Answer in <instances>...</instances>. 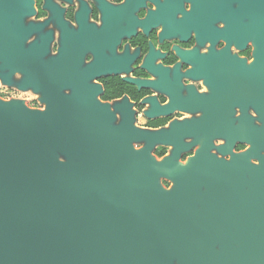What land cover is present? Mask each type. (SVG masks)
<instances>
[{
    "label": "flooded vegetation",
    "instance_id": "obj_1",
    "mask_svg": "<svg viewBox=\"0 0 264 264\" xmlns=\"http://www.w3.org/2000/svg\"><path fill=\"white\" fill-rule=\"evenodd\" d=\"M0 100L39 111L61 101L82 146L72 160L112 140L146 149L158 173L145 190H178L161 170L167 159L186 170L192 160L222 161L241 172L228 191L254 208L255 188L264 198V0H0ZM187 122L174 132L177 156L167 139L149 145L150 134ZM213 191L200 183V194ZM193 204L205 209L200 198ZM240 238L229 241L237 250Z\"/></svg>",
    "mask_w": 264,
    "mask_h": 264
},
{
    "label": "water",
    "instance_id": "obj_2",
    "mask_svg": "<svg viewBox=\"0 0 264 264\" xmlns=\"http://www.w3.org/2000/svg\"><path fill=\"white\" fill-rule=\"evenodd\" d=\"M64 113L61 101L39 111L0 100V264H264V198L255 188L256 207L242 208L234 188L227 189L240 170L227 171L222 161L218 169L216 160H192L186 170L167 159L161 170L180 182L178 190H145L158 173L148 167L154 159L146 149L134 152L112 140L72 160L82 146L76 118ZM191 125L152 133L149 145L167 139L177 156L183 146L174 132ZM202 181L214 187L210 196L200 194ZM195 198L203 211L194 208ZM225 219L226 228L210 231ZM242 224L250 230L244 239ZM236 238L239 250L229 242Z\"/></svg>",
    "mask_w": 264,
    "mask_h": 264
}]
</instances>
